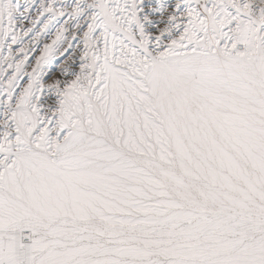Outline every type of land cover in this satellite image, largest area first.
<instances>
[{
    "label": "rangeland",
    "instance_id": "obj_1",
    "mask_svg": "<svg viewBox=\"0 0 264 264\" xmlns=\"http://www.w3.org/2000/svg\"><path fill=\"white\" fill-rule=\"evenodd\" d=\"M263 69L264 0H0V264H264Z\"/></svg>",
    "mask_w": 264,
    "mask_h": 264
},
{
    "label": "bare ground",
    "instance_id": "obj_2",
    "mask_svg": "<svg viewBox=\"0 0 264 264\" xmlns=\"http://www.w3.org/2000/svg\"><path fill=\"white\" fill-rule=\"evenodd\" d=\"M262 71V70H261ZM263 75H264V69H263ZM211 79V78H210ZM199 148V147H198ZM65 179V177L63 178ZM60 180V179H59ZM81 180L83 181V183H89V181H91L86 175H84ZM37 184V189L39 188L40 191L44 192L46 190L49 189H54L55 190V200L54 202L57 204L59 202H64L62 198V192L60 190V185L58 182H56V177L52 174H49L47 177H41L38 179V181L36 182ZM66 189V188H65ZM67 191V190H66ZM73 191V190H72ZM68 192V191H67ZM70 193V192H69ZM41 194V193H40ZM70 196V195H69ZM67 198V197H65ZM70 198V197H69ZM72 199V198H71ZM70 199V200H71ZM76 199V198H75ZM67 200V199H66ZM65 200V201H66ZM77 200V199H76ZM63 204V203H62ZM66 204V203H65ZM69 205V204H68ZM67 206V205H66ZM62 207V205H61ZM64 207V206H63ZM70 207V206H69Z\"/></svg>",
    "mask_w": 264,
    "mask_h": 264
},
{
    "label": "built area",
    "instance_id": "obj_3",
    "mask_svg": "<svg viewBox=\"0 0 264 264\" xmlns=\"http://www.w3.org/2000/svg\"><path fill=\"white\" fill-rule=\"evenodd\" d=\"M243 49V48H242Z\"/></svg>",
    "mask_w": 264,
    "mask_h": 264
}]
</instances>
